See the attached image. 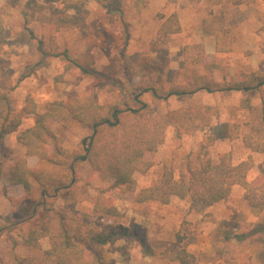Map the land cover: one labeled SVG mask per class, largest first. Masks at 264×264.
Returning <instances> with one entry per match:
<instances>
[{
  "label": "rangeland",
  "instance_id": "374dc122",
  "mask_svg": "<svg viewBox=\"0 0 264 264\" xmlns=\"http://www.w3.org/2000/svg\"><path fill=\"white\" fill-rule=\"evenodd\" d=\"M35 1L36 7L31 8L30 0H0V19L6 31L0 85L9 92L12 116L21 120V125L13 128L0 145L3 163L0 188L4 189L0 194V230L4 229L0 232V256L5 260L10 252L19 257L42 259L41 251L27 250L17 233L8 228L14 219L21 218L19 213H14L21 197H17V191L9 196L3 185L4 169L25 153L17 137L35 121L33 115L24 111L28 98L34 100L37 111L42 113L51 102L68 103L94 87L96 101L104 104L116 91L112 79H124L123 56L124 60H135L148 55L154 62L168 58L169 81L181 69L185 49L200 58L198 73L215 82L224 80L220 71L209 69L216 61L232 74L237 69L264 70V0H79L70 9L72 20L66 24H60L65 18L58 12L62 4ZM221 13L225 14V22L212 25L213 16ZM172 14L178 15L181 32L171 35L167 43L157 44V32ZM221 27L233 30L238 37L233 51L228 54L215 52L214 38ZM40 41L50 56L39 53ZM63 52L86 66L92 74L84 75L74 67L66 72V62L53 56ZM134 81L137 83L136 79ZM247 99H250L249 108L243 106ZM142 100L156 115L195 102L217 107L219 116L209 127H198L192 135L180 140L174 139L173 129L169 128L165 143L157 151L145 155V160L153 166L147 174L135 175L137 192L160 180L165 160L197 152L206 136L214 138L209 149L213 159L224 153H229L235 164L252 158L254 168L248 180L264 175V155L252 153L243 145L246 135L264 136V112L255 94L203 91L167 101H158L145 94ZM49 125L63 147L83 152L81 141L89 135L85 128L52 121ZM234 125L239 127L238 135L229 138V129ZM77 171L82 180L92 174L88 162L81 164ZM112 185L113 180L95 181L89 193L93 197L102 193L106 202L118 209L120 218L95 216L90 202L65 204L59 200L55 205L56 210L68 216L66 225L71 233L79 223L84 233L98 232L116 224L132 229L136 245L129 260L119 251L126 240L104 246V257L111 264H180L172 256L181 249L195 257L194 264H264V213L258 217L251 215L242 188L235 187L226 201L215 204L174 197L169 205H161L157 202L137 204L133 194H123ZM55 229L56 223L53 231ZM178 237L183 239L182 243ZM144 246L152 255L145 254ZM41 248H49L48 239L41 241Z\"/></svg>",
  "mask_w": 264,
  "mask_h": 264
},
{
  "label": "trees",
  "instance_id": "16d2710c",
  "mask_svg": "<svg viewBox=\"0 0 264 264\" xmlns=\"http://www.w3.org/2000/svg\"><path fill=\"white\" fill-rule=\"evenodd\" d=\"M50 1L63 5L58 10L65 16L60 24L69 23L72 20L69 11L79 0ZM29 6L36 7V1L30 0ZM213 17L212 25L219 26L225 22L223 13ZM180 32L179 17L172 14L162 22L156 43L165 44L171 35ZM214 40L215 52L228 54L233 51L238 37L233 30L221 27ZM5 42L6 31L0 19V66L5 62ZM39 53L44 57L51 55L44 49L42 41L39 42ZM53 56L66 62V72L74 67L84 75L92 74L86 66L70 59L67 52ZM183 57L181 69L169 81L168 58L162 57L154 62L148 55L135 60H124L123 56L121 68L124 79H112L116 91L104 104L96 101L94 87L84 90L68 103L63 100L51 102L42 113L37 111L34 100L28 98L24 111L33 115L35 121L17 137L25 153L4 169L9 184L20 186L24 191L23 198L18 200L17 211H14L21 218L14 219L8 228L17 233L27 250L41 251L42 259L19 257L10 252L7 260L0 256V264H111L104 257L103 248L120 240H126L119 251L129 260L136 245V237L130 227L116 224L98 232L90 230L84 233L79 223L71 233L66 225L68 216L55 208L59 200L65 204L90 202L95 216L120 218L118 209L108 204L102 193L95 197L90 195L89 188L95 181L113 180L112 187L123 194H133L137 204L157 202L161 205H169L174 197L215 204L226 201L233 189L240 187L251 215L258 217L264 213V175L248 180L254 168L253 159L235 164L229 153L213 159L209 155L214 144L211 136L204 137L197 152L182 157L174 155L165 160L160 180L137 192L135 175H145L151 170L153 164L145 160V155L157 151L165 143L169 128L173 129L174 139L180 140L192 135L198 127H209L219 116L217 107L195 102L156 115L142 100L143 95L150 94L155 100L167 101L172 97L194 96L203 91L209 94L253 93L260 99L264 112V70L237 69L232 74L216 61L209 69L220 71L224 80L215 82L198 73L200 58L190 55L188 49H185ZM94 84L100 86L97 82ZM243 106L249 108L250 99L244 100ZM51 121L85 128L89 135L81 141L83 152L63 147L49 125ZM20 125L21 120L12 116L9 92L0 85V145L12 129ZM238 129L237 125L231 126L229 138L237 137ZM243 145L252 153L264 155V136L246 135ZM32 157L37 159L33 167L28 162ZM85 162L89 163L92 174L87 180H82L77 168ZM176 172L178 177H175ZM3 193L4 189L0 188V194ZM43 239L49 241L47 250L41 248ZM182 240L178 237L179 243ZM144 248L147 256L152 255L149 248ZM172 258L180 264L195 263V257L185 249Z\"/></svg>",
  "mask_w": 264,
  "mask_h": 264
},
{
  "label": "crops",
  "instance_id": "0c3cea01",
  "mask_svg": "<svg viewBox=\"0 0 264 264\" xmlns=\"http://www.w3.org/2000/svg\"><path fill=\"white\" fill-rule=\"evenodd\" d=\"M28 162H29V166H32L33 167V166L36 165L37 159L36 158H33V157L32 158H28ZM3 182H4L3 185L5 186V188H6L9 196H12L11 195V192H13V194L14 193L17 194V192H19V195L17 197H21L22 198L24 196V191H23L22 187H20V186H11L9 184V182H8V179L6 177L3 178Z\"/></svg>",
  "mask_w": 264,
  "mask_h": 264
}]
</instances>
